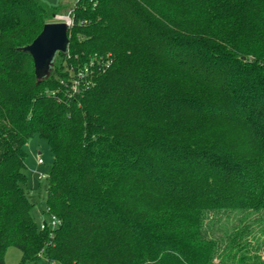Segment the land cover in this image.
<instances>
[{
    "label": "trees",
    "instance_id": "16d2710c",
    "mask_svg": "<svg viewBox=\"0 0 264 264\" xmlns=\"http://www.w3.org/2000/svg\"><path fill=\"white\" fill-rule=\"evenodd\" d=\"M62 9L0 0V264H264V0H77L38 83L22 47Z\"/></svg>",
    "mask_w": 264,
    "mask_h": 264
},
{
    "label": "rangeland",
    "instance_id": "374dc122",
    "mask_svg": "<svg viewBox=\"0 0 264 264\" xmlns=\"http://www.w3.org/2000/svg\"><path fill=\"white\" fill-rule=\"evenodd\" d=\"M51 7H62V12L67 13L71 10L77 0H41ZM62 13V14H64ZM56 21V19H52ZM27 152L26 158V182L24 187L30 199L34 202L32 213L36 221L40 224L44 219L48 220L49 216L46 213L47 208V188L48 180L40 179L41 173L49 174L53 164V154L49 149L48 141L36 134L29 139L25 146ZM42 158L43 162L39 163L38 159ZM260 245V254L264 258V244ZM257 246V244H255ZM5 261L11 264H24V253L16 246H9L5 253Z\"/></svg>",
    "mask_w": 264,
    "mask_h": 264
},
{
    "label": "water",
    "instance_id": "95a60500",
    "mask_svg": "<svg viewBox=\"0 0 264 264\" xmlns=\"http://www.w3.org/2000/svg\"><path fill=\"white\" fill-rule=\"evenodd\" d=\"M69 28L66 21L48 22L31 43L22 47L32 55L38 83L51 74L57 53L67 52Z\"/></svg>",
    "mask_w": 264,
    "mask_h": 264
},
{
    "label": "built area",
    "instance_id": "2783aa9c",
    "mask_svg": "<svg viewBox=\"0 0 264 264\" xmlns=\"http://www.w3.org/2000/svg\"><path fill=\"white\" fill-rule=\"evenodd\" d=\"M54 19H56V21H66V22H68L69 26H71L73 23L72 9L69 10L66 14H55ZM82 78H83V72H79L78 76H76L74 78V82H73V88L74 89L77 90L79 88V86H81ZM38 161H39V163H42L43 159L39 158ZM48 177H49V174H45V173H41V175H39V178H41V179L48 178ZM61 224H62V220L57 215L50 214L47 222H42L40 226H41V228H46V226H51L52 228H56V227L60 226Z\"/></svg>",
    "mask_w": 264,
    "mask_h": 264
}]
</instances>
